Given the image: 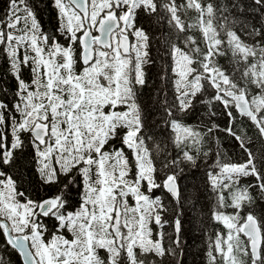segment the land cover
Returning a JSON list of instances; mask_svg holds the SVG:
<instances>
[{
	"label": "trees",
	"instance_id": "trees-1",
	"mask_svg": "<svg viewBox=\"0 0 264 264\" xmlns=\"http://www.w3.org/2000/svg\"><path fill=\"white\" fill-rule=\"evenodd\" d=\"M141 1L121 11L131 13L138 55L125 57L116 79L114 55L101 71L85 72L74 9L72 30L53 0H0V219L16 235L6 204L55 203L31 223L46 246L58 242V264H253L239 227L251 214L264 234V0ZM110 2L121 8L122 0ZM54 43L71 48L70 61L62 51L54 56ZM183 61L186 76L178 72ZM115 82L113 103L102 95ZM228 91L248 98L260 128L237 112ZM110 113L106 135L87 129ZM37 123L48 128V141L31 135ZM252 155L256 173L246 175ZM100 160L119 182L107 178L103 188H112L125 215L120 230L143 225L132 244L110 252L107 231L102 240L97 231L109 218L86 229L96 215ZM120 163L124 180H140V202L118 177ZM173 176L178 199L164 189ZM0 264H24L2 223Z\"/></svg>",
	"mask_w": 264,
	"mask_h": 264
},
{
	"label": "rangeland",
	"instance_id": "rangeland-1",
	"mask_svg": "<svg viewBox=\"0 0 264 264\" xmlns=\"http://www.w3.org/2000/svg\"><path fill=\"white\" fill-rule=\"evenodd\" d=\"M54 3L56 4L57 8L62 12V14H67V17L69 19H71V26H72V30H73V18L71 16V12L74 11L73 7H71L72 11L69 9L68 6H66L65 4H63V2L61 0H53ZM117 2V0H115ZM137 2L139 4L142 3L141 0H137ZM68 3V2H67ZM125 4H128L129 6H133L132 4V0H122V3L120 5V9L118 7H115L111 4L110 0H90V17H89V25L91 27V30L93 32L96 31V27L97 24L99 23L100 19L108 13H115L121 22V30L119 32H117L116 34L113 35L112 37V42H113V46L108 50H96V58L93 61V63L86 68L85 72L87 71H101L102 67L104 66H108L110 65L112 59H113V55L115 57V60L117 62V67L119 68V72L116 74V79H119L120 77V73L123 70V67L125 65V57L127 56H123L121 54V50L119 49V36L122 33H126L132 40L133 35H130L129 30L133 28V20L131 19V13L130 11L127 13L122 14L121 11L126 7ZM112 7V10L109 11V9ZM136 7H134L133 9H135ZM76 19H80L81 21V28L85 29V24L83 21V18L81 15L77 14L75 15ZM98 21V22H97ZM82 33L80 34V38L82 37ZM15 32V31H13ZM142 33V32H141ZM14 34V33H13ZM73 34V33H72ZM135 36H139L140 37V33L135 34ZM75 37V36H74ZM54 50L52 51V53L55 55L59 54L60 51H62L64 54H66L64 57L65 59L70 61L71 55L69 54V50L71 48H62V47H58L57 45L55 46V43L53 45ZM137 47L132 44V48H131V53H133V56H137L138 55V51H136ZM67 63V62H65ZM187 64V62H186ZM186 64L183 61L180 65L182 66L181 68H179L180 70L178 71L179 74L181 76H186L187 74V68H186ZM68 66L72 68V64L69 63ZM67 68V67H66ZM67 76L72 77V74L69 73V70H66ZM105 85V84H104ZM120 89L121 86L118 83H109L106 85V87H104V92H103V97H105V100H108L110 98V100L115 103L116 100H118L120 98ZM114 116H116V114H109V116L106 117V119L101 120V117L98 118L97 123L91 127L89 124L86 123V127L89 131H91V133H103L104 135L107 134V132L111 131V128L106 129V125L107 122L109 121H114ZM71 120V119H70ZM43 123V122H42ZM38 124V123H37ZM35 126V124L33 125V127ZM32 127V128H33ZM70 128L72 129V135L74 137L77 136V132L76 130H78L77 126L75 127L74 124H72L70 122ZM48 141V138L45 140ZM44 141V142H45ZM252 159H253V155L250 156V158L248 157L246 162H244V169H245V173L246 175L248 174H253L256 173V169L254 166H252ZM103 165L102 161L100 160L99 162H97L96 168L97 171L99 173V179L101 181V186H99V189H96L95 194L93 195V198L97 201V206L95 207V216L91 217L87 223V231L89 229H91L94 225H95V220H98L100 216H104L106 218H109L111 221L108 223H106L105 225L101 226V223L99 224V228L97 229L98 231V235L100 240H102V236L103 233L105 231H107L106 234V240H107V249L110 251H116L114 246L117 245V240L116 237L111 233L110 228L112 226V221L113 218H115V213L117 211H120L121 213V218H125V215H123V212L121 211L120 207L115 204L110 196L109 193H111L112 188L107 189L104 187L103 188V184L107 181V176L105 174V171L103 169ZM254 165V164H253ZM118 170H119V174L118 177L122 180L127 182L128 188L132 189L131 194L134 195V200L136 202H140L139 200H141V196L140 195V180L137 181H132L130 179L128 180H124V175L125 172L123 170V167L121 165V163L118 165ZM231 174L234 176L236 174V172L238 171V168L233 166L231 167ZM108 180H111L114 182V185H119V182L117 180H115L113 177L108 178ZM93 186L96 188L97 184L95 183V180L92 181ZM102 187V188H101ZM134 190L136 191V193L134 192ZM89 194V192H88ZM139 194V195H138ZM86 200H89V197L87 196ZM53 205V210L55 209V203L52 204ZM5 209H10L11 213L13 214L12 216L14 217L15 220V231L17 234H22L24 232L25 233V237L29 239L30 243H31V247L34 251V254L37 258L38 264L41 262L42 264H58L56 262V249H57V244L58 242H52L51 244L47 245L42 241V238L40 236V234L36 231V227L31 223V219L33 220V216H34V206L30 203H23L21 205H9L6 204ZM137 209L139 211L140 209V205H137ZM76 215V214H74ZM16 218H18V222L16 220ZM105 222L107 220H104ZM261 223V222H260ZM128 227L131 228V224L130 222H128ZM33 226V228H32ZM139 228L136 230H129L127 229V231H122L120 230V234H121V240H120V245H122V242L124 241V243H129L132 244L134 240H136L137 238H139V236L141 235V233L143 232V225L140 223ZM179 228V226H178ZM241 229V225L239 227ZM263 228V227H262ZM143 242L145 243H151V236L150 237H145L143 239ZM131 246V245H129ZM112 258V257H111Z\"/></svg>",
	"mask_w": 264,
	"mask_h": 264
},
{
	"label": "water",
	"instance_id": "water-1",
	"mask_svg": "<svg viewBox=\"0 0 264 264\" xmlns=\"http://www.w3.org/2000/svg\"><path fill=\"white\" fill-rule=\"evenodd\" d=\"M69 4L82 16L85 23V30L80 38L81 44V63L84 67L91 65L96 56V49H110L113 46L112 36L121 29V22L115 13H109L102 17L97 24L94 36L89 25L90 17V0H67ZM131 39L129 36L123 34L119 37V49L123 56H129L131 52ZM228 98L234 102L237 112L245 117L257 127H261L257 114L252 110L248 98L244 94H236L233 91L226 93ZM49 134V130L45 125H36L31 129V135L38 141L44 140ZM164 189L166 193L178 199L180 187L176 177H171L164 182ZM52 209V202L47 201L41 205L38 214L47 215ZM37 217V216H36ZM120 211L115 213L114 222L111 228L113 235L116 237L117 242L120 243ZM0 223L4 224L5 232L9 242L21 254L24 264H38L37 258L31 247L30 241L24 235H14L10 225L7 221L1 220ZM242 233L249 240V248L254 261L260 257L261 248L263 245V234L257 218L254 215L246 217L242 225Z\"/></svg>",
	"mask_w": 264,
	"mask_h": 264
},
{
	"label": "flooded vegetation",
	"instance_id": "flooded-vegetation-1",
	"mask_svg": "<svg viewBox=\"0 0 264 264\" xmlns=\"http://www.w3.org/2000/svg\"><path fill=\"white\" fill-rule=\"evenodd\" d=\"M166 1H169V0H166ZM122 34H126V33H122ZM93 35H94V36L96 35L95 32H93ZM126 35H127V34H126ZM130 35H132V33H131ZM127 36H128V35H127ZM119 37H120V36H119ZM129 38H130V37H129ZM130 39H131V38H130ZM97 49H98V48H97ZM97 49H96V50H97ZM99 50H102V49H99ZM104 50H106V49H104ZM39 206H40V205H39ZM37 207H38V206H37ZM37 207L34 206L35 209H34L33 212H34L35 216H36V214H37V212H38V208H37ZM36 208H37V211H36ZM35 216H34V218H35ZM35 219H36V218H35ZM40 219H41V218L38 217L36 220L39 221Z\"/></svg>",
	"mask_w": 264,
	"mask_h": 264
},
{
	"label": "bare ground",
	"instance_id": "bare-ground-1",
	"mask_svg": "<svg viewBox=\"0 0 264 264\" xmlns=\"http://www.w3.org/2000/svg\"><path fill=\"white\" fill-rule=\"evenodd\" d=\"M214 5V4H213ZM202 7V6H201ZM213 10H215V9H213ZM199 13V12H198ZM216 15V14H215ZM180 23V22H179ZM224 36V35H223ZM103 146V145H102ZM103 150V149H102ZM261 185V184H260ZM246 186V185H245Z\"/></svg>",
	"mask_w": 264,
	"mask_h": 264
}]
</instances>
